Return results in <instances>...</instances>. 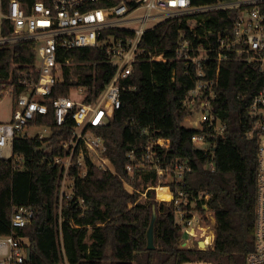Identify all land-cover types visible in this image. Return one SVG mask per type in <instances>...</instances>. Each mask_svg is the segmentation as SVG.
I'll return each instance as SVG.
<instances>
[{
  "label": "trees",
  "instance_id": "1",
  "mask_svg": "<svg viewBox=\"0 0 264 264\" xmlns=\"http://www.w3.org/2000/svg\"><path fill=\"white\" fill-rule=\"evenodd\" d=\"M228 1L232 0H190L193 7ZM240 11L184 15L144 35L141 46L164 54L168 61H139L133 75L124 81L135 89L122 94L120 109L107 126L96 130L105 140L106 154L117 173L136 192H128L120 177L93 167L86 178H76L74 200L64 201L61 206L63 171L51 159L65 154L62 144L72 136V119L57 126L50 108L47 115H39L29 124L30 128H49L52 136L48 140L42 142L29 135L15 138L13 152L21 158L16 165L22 170L15 168L12 160L0 159V237L11 235L17 206L32 208L35 217L31 225L16 230L17 237L31 249L28 264H61L64 258L69 264H248L256 248L260 144L257 134L253 139L249 137L254 125L251 107L255 97L264 91V69L261 63L244 61L243 54L232 55L218 66L216 53L209 52L203 79L215 80L212 114L226 126L212 155L192 142L194 135L203 132L184 125L198 111L184 106L196 83V66L188 65L177 52L182 37L194 48L207 47L209 40L214 48L219 33H232ZM3 26L2 36L9 37V23ZM37 46L34 41H22L0 47V102L6 96L13 98V112L19 96L28 90L24 81L36 82L39 77ZM67 56L79 64L74 74H81L83 79L75 83L68 77L54 89L51 98L67 97L71 88L80 85L102 93L115 73L108 59L95 49H76ZM201 125L209 130L206 123ZM155 138L168 143L167 149L159 150L158 165L164 170L161 179L154 164L141 160V147ZM131 152H137L134 159L129 158ZM175 160L185 162L191 169L181 180L174 176L171 163ZM130 166L132 173H128ZM159 184L170 187L175 195L173 201L161 202L157 191L148 189ZM180 192L188 201L210 197L208 205L215 217L213 248H180L184 233L177 222L176 202L189 210ZM161 194L163 200L171 197L165 188H161ZM203 204L204 200H198V209ZM154 210L156 249L149 251L147 230ZM186 217L191 218L188 214Z\"/></svg>",
  "mask_w": 264,
  "mask_h": 264
},
{
  "label": "built area",
  "instance_id": "2",
  "mask_svg": "<svg viewBox=\"0 0 264 264\" xmlns=\"http://www.w3.org/2000/svg\"><path fill=\"white\" fill-rule=\"evenodd\" d=\"M241 9L231 34L219 33L214 40V48L209 40V45L192 47L184 37L180 39L177 52L188 65L196 66V83L189 91L184 101V106L197 108L195 120L197 129L201 132L192 137L196 148L214 154L216 141L226 132V126L214 118L212 102L216 99L215 80H205L204 65L208 62L209 52L217 55V64L228 60L232 55H246L244 61L255 64L261 63L264 69V0H232L211 6L193 7L190 0H37L34 3L20 0H0V47L12 45L22 41H34L38 45L36 69L39 73L37 81H24L28 90L19 96L12 114V120L7 124H0V159L12 160L15 168L22 170L21 158L13 152V143L16 137H26L30 122L39 115H47L52 108L57 126H62L68 119L74 122L72 136L63 142L65 150L63 156L51 159V163L61 168L59 201H71L75 198V180L77 177L86 178L91 168L97 167L114 176H119L113 163L107 156L105 140L96 133L97 129L107 126L109 120L121 107L122 94L134 90L129 84H124L134 73L135 65L141 60L147 62L168 61L164 54H156L141 46L144 35L154 30L166 21L178 17L208 14L214 11H227ZM145 11L144 15L137 14ZM8 22L11 35L3 37V25ZM149 23L153 26L148 28ZM191 31L194 27L191 26ZM211 34L212 32H208ZM209 36V35H208ZM76 49H95L100 51L110 64L115 68L109 84L104 91L96 94L94 88L76 86L71 88L69 96L51 98L54 89L64 84L67 78L80 82L81 74H74L79 67L67 53ZM194 53L195 55H192ZM62 60V61H60ZM85 65V64H84ZM90 65V64H89ZM91 66V65H90ZM219 72V69H218ZM91 97V98H90ZM251 114L254 125L249 137L259 136L258 167H257V198L255 236L256 248L248 257V264H264V91L253 100ZM206 123L208 131L202 127ZM40 133L32 138L44 142L50 138L49 128H41ZM167 149L168 143L164 140L152 139L147 146H142L143 162L154 164L158 177L164 175L159 163V150ZM137 152H131L129 158L134 159ZM174 176L181 180L184 174L191 169L185 162L175 160L171 163ZM143 166V165H141ZM211 168L214 167L211 163ZM132 173V167H128ZM123 182L124 188L136 192L127 181ZM160 188H165L174 193L169 186L150 187L157 191L158 200ZM189 210L180 207L176 216L182 231L188 234L192 241L180 243V248H195L198 241V231L206 229L201 225L204 218H211L215 222L213 211L208 202L209 196H200L192 201L186 200L184 193H179ZM204 200L202 209H198L197 201ZM191 218H187L186 215ZM210 214V216H209ZM35 211L28 207L14 209L11 221L12 232L10 236L0 237V264H28L26 243L17 237L16 230L31 225ZM62 222V219L60 220ZM209 238V237H208ZM208 238H202L205 242ZM205 248L197 242V249L207 250L214 247L215 237ZM61 264H69L64 258Z\"/></svg>",
  "mask_w": 264,
  "mask_h": 264
},
{
  "label": "rangeland",
  "instance_id": "3",
  "mask_svg": "<svg viewBox=\"0 0 264 264\" xmlns=\"http://www.w3.org/2000/svg\"><path fill=\"white\" fill-rule=\"evenodd\" d=\"M145 11H142L140 13H138L137 15L138 16H141V15H144ZM153 26V23H149L148 25V28ZM40 64V63H39ZM38 64V65H39ZM13 106H14V101H13V98H11L10 96H6L1 102H0V124H7V123H10L11 120H12V114H13ZM184 125L186 127H189V128H196L197 126V123L195 122V120H185L184 122ZM29 133V136H35V135H38L40 133H43L46 135V133H44V130L41 129V128H32L28 131ZM142 191V190H141ZM145 196H146V191L142 193V196H141V201L143 199H145ZM159 201H162L159 199ZM164 201V200H163ZM210 216V214H209ZM178 221H179V217L177 218ZM206 230L205 231H198L197 235H198V238L197 240L199 242H202L204 241L203 239L204 238H212L213 235L215 237V222L211 219V218H204V222L201 224ZM184 233V237H183V242H187V241H192L193 238H191L188 234H186L185 232ZM203 238V239H202ZM198 241H195L194 242V246L193 247H197V242ZM213 244V242H212ZM212 248V246L210 247Z\"/></svg>",
  "mask_w": 264,
  "mask_h": 264
},
{
  "label": "water",
  "instance_id": "4",
  "mask_svg": "<svg viewBox=\"0 0 264 264\" xmlns=\"http://www.w3.org/2000/svg\"><path fill=\"white\" fill-rule=\"evenodd\" d=\"M156 212L155 210L153 211V215H152V219H151V223L150 226L147 230V250L151 251V250H155L156 246H155V223H156ZM204 243L200 242V246L203 247ZM205 248V247H203ZM27 261L30 262L31 261V249L27 250Z\"/></svg>",
  "mask_w": 264,
  "mask_h": 264
},
{
  "label": "bare ground",
  "instance_id": "5",
  "mask_svg": "<svg viewBox=\"0 0 264 264\" xmlns=\"http://www.w3.org/2000/svg\"><path fill=\"white\" fill-rule=\"evenodd\" d=\"M159 192H160V193H159V197H161V198H162V194H161V188H160V191H159ZM211 242H212V240H211V238L209 237V238L207 239V241L203 242V243H204L203 247H205V246H206V244H207V245H210V244H211Z\"/></svg>",
  "mask_w": 264,
  "mask_h": 264
},
{
  "label": "crops",
  "instance_id": "6",
  "mask_svg": "<svg viewBox=\"0 0 264 264\" xmlns=\"http://www.w3.org/2000/svg\"><path fill=\"white\" fill-rule=\"evenodd\" d=\"M101 226V225H100Z\"/></svg>",
  "mask_w": 264,
  "mask_h": 264
}]
</instances>
